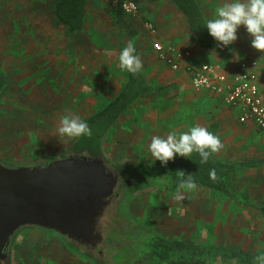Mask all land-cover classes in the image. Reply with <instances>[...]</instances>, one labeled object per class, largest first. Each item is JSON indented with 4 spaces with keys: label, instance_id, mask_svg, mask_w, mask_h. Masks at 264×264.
Returning a JSON list of instances; mask_svg holds the SVG:
<instances>
[{
    "label": "crops",
    "instance_id": "0c3cea01",
    "mask_svg": "<svg viewBox=\"0 0 264 264\" xmlns=\"http://www.w3.org/2000/svg\"><path fill=\"white\" fill-rule=\"evenodd\" d=\"M137 1L140 9L136 16L128 15L121 9L122 16H116L113 12L114 3L109 0H87L84 27L81 31H72L64 23L61 24L56 16L57 0H32L31 11L34 14L30 15V22L45 23L41 33L44 37L53 35L56 46L53 43L54 46L49 47L47 60L53 70H61V76L56 74L57 80L71 75V64L74 63L72 57L75 59L74 69L86 71L87 54L94 56L95 73L91 77L95 78V83L90 92L95 94L93 101H104L105 104L120 93L128 80L129 73L119 67V54L127 46L124 43L130 40L134 42L143 61L141 73L151 89L135 99L104 135L107 136L110 129H119L117 123L123 118L133 120L127 125L130 128L133 126V133H124L137 146L141 156L112 163L121 164V160L130 163H139L137 161L140 159L153 160L148 149L153 136L166 138L173 132L178 135L197 124L208 131L212 129L226 146L216 155L223 161L234 163L235 167L227 176L226 190L208 188L206 207H197L193 212L202 222L192 230L196 238L191 241L253 253V264H259L257 257L264 256V130L252 121L241 122L239 107L225 103L223 94L209 89L196 91L192 86V75L194 68L210 63L218 65V71L230 77L240 70L243 60L254 58L258 61L260 91L264 95V54L257 52L248 56L254 52L244 48L231 50V54L225 57L222 50L221 53L217 52L221 49L218 43L214 48L198 44L186 14L173 0ZM198 2L207 20H210L216 18V9L228 0ZM148 22L153 24L155 32L149 30ZM237 36L252 38L243 25ZM155 40L161 41L164 47L189 50L190 55L181 61L178 69H173L153 48ZM233 52L239 55V60L234 59ZM55 56H61L63 69L57 67ZM76 76L74 84L78 87L86 84V73L82 79L80 74ZM97 82L100 87L105 83L108 88L105 94L96 89ZM77 92L78 96L81 93L84 95L81 88ZM128 145L129 149L133 148ZM102 152L110 160L104 144ZM181 158L177 155L167 166L172 168ZM213 263L240 264L236 260L211 254L207 264Z\"/></svg>",
    "mask_w": 264,
    "mask_h": 264
},
{
    "label": "rangeland",
    "instance_id": "374dc122",
    "mask_svg": "<svg viewBox=\"0 0 264 264\" xmlns=\"http://www.w3.org/2000/svg\"><path fill=\"white\" fill-rule=\"evenodd\" d=\"M32 3V0H0V72L6 78L0 92V159L11 164L49 161L65 155L78 141H90L89 137L82 136L63 144L62 140L66 138L60 137L57 131L60 120L66 115H76L84 120L105 104L104 101H93L95 94L90 92L95 83V78L91 77L95 73L94 56L87 54L86 71L75 70V59L72 57L71 75L56 79V74L61 76V70H53L47 60L49 47L56 46V43L53 35L44 37L41 33L45 23L30 22V15L34 14ZM251 39L243 36L232 45L221 46L217 52L222 50L228 57L231 50L248 48L254 52L248 54L251 56L259 52L252 47ZM61 59V56H55L57 67L63 69ZM85 73L86 84H82L81 80L82 85L78 87L74 84L76 75L80 74L82 79ZM104 84L100 87L97 82L96 89L105 94L108 88ZM79 88L84 95H77ZM132 121L125 117L117 123L122 131L115 128L113 131L110 129L107 136L105 133L102 135L99 143L101 149L104 144L110 158L108 161L141 156L137 146L125 137L124 131L133 133V126H127ZM128 144L133 148L129 149ZM81 146L77 145L75 149ZM124 162L130 163L128 160L120 161ZM137 162L147 171H152L155 180L141 183L130 198L129 215L140 226L135 229V234L140 232L136 246L141 243L146 249V243L153 234L195 240L192 230L202 220L197 219L193 212L197 207H206L208 187L197 185L189 192L173 185L168 181L173 172L167 166L170 161L166 166L159 165V160L140 159ZM177 192L185 195V199H174ZM12 249L14 264H95L93 258L78 251L61 235L38 228L22 229ZM153 263L156 264L142 255L130 264Z\"/></svg>",
    "mask_w": 264,
    "mask_h": 264
},
{
    "label": "water",
    "instance_id": "95a60500",
    "mask_svg": "<svg viewBox=\"0 0 264 264\" xmlns=\"http://www.w3.org/2000/svg\"><path fill=\"white\" fill-rule=\"evenodd\" d=\"M101 137L78 141L70 154L41 163L0 159V264H14L12 247L24 228L52 231L80 244L94 241L106 197L118 180L113 167L124 164H110Z\"/></svg>",
    "mask_w": 264,
    "mask_h": 264
},
{
    "label": "trees",
    "instance_id": "16d2710c",
    "mask_svg": "<svg viewBox=\"0 0 264 264\" xmlns=\"http://www.w3.org/2000/svg\"><path fill=\"white\" fill-rule=\"evenodd\" d=\"M87 0H57L55 13L58 19L72 31H81L85 21V4ZM111 2V0H109ZM186 14L190 30L199 45L205 48H214L216 40L209 34L206 25L207 18L198 0H173ZM112 3V2H111ZM113 4V3H112ZM113 4V12L116 16H122V9ZM6 78L0 72V92L4 88ZM151 86L144 75L129 73L128 80L120 93L102 108L84 118L91 129L90 139L100 138L121 116L127 107L138 97L150 91ZM209 132L214 133L212 129ZM88 137V136H87ZM200 156L193 153L191 158L182 157L172 166L174 174L171 179L173 185L178 183V171H183L185 176L191 174L196 184L226 190V179L235 167L234 163L226 162L214 154L207 163H200ZM216 170L218 179H210L209 173ZM144 248L143 257L147 260L168 264H207L211 254L221 255L227 260H236L240 264H253L255 254L234 250L221 246H207L176 237H167L161 234H153L149 237ZM214 264V263H213Z\"/></svg>",
    "mask_w": 264,
    "mask_h": 264
},
{
    "label": "clouds",
    "instance_id": "9594fccd",
    "mask_svg": "<svg viewBox=\"0 0 264 264\" xmlns=\"http://www.w3.org/2000/svg\"><path fill=\"white\" fill-rule=\"evenodd\" d=\"M243 25L250 36L251 45L254 49L264 54V0H228L216 9V18L206 21L209 34L221 46L232 45L237 39L240 26ZM235 60L239 55L233 52ZM119 67L132 75H138L143 69V61L137 53L133 41L119 54ZM58 134L63 144L82 136L90 137L92 129L90 125L76 115H66L61 118ZM153 161L159 160L166 166L169 161H174L176 156L191 158L193 153L200 156V163L205 164L216 153L226 149L221 139L207 128L197 124L188 131L170 133L167 137L153 136L148 145ZM178 183L180 189L189 192L197 187L192 175L185 176L183 171H178ZM210 179H218L216 170L209 173ZM177 201L184 200L185 195L177 192L174 196ZM259 264H264V256L257 257Z\"/></svg>",
    "mask_w": 264,
    "mask_h": 264
},
{
    "label": "flooded vegetation",
    "instance_id": "af4514ba",
    "mask_svg": "<svg viewBox=\"0 0 264 264\" xmlns=\"http://www.w3.org/2000/svg\"><path fill=\"white\" fill-rule=\"evenodd\" d=\"M88 149L83 153H88ZM68 154L69 151L65 155ZM113 168L118 180L113 192L106 197L107 204L96 224L94 241L80 244L68 240L69 244L75 243L72 246L78 251L93 258L95 264H130L144 253L143 245L135 244L140 237V232L135 234V229L140 226L129 215V204L140 184L154 181L155 175L138 163H125ZM173 174H170L169 181Z\"/></svg>",
    "mask_w": 264,
    "mask_h": 264
},
{
    "label": "built area",
    "instance_id": "2783aa9c",
    "mask_svg": "<svg viewBox=\"0 0 264 264\" xmlns=\"http://www.w3.org/2000/svg\"><path fill=\"white\" fill-rule=\"evenodd\" d=\"M128 15L136 16L139 13L137 0H111ZM147 27L155 32L152 23ZM153 48L158 55L173 69L181 66V61L190 55L189 50H179L173 46L164 47L162 42L155 40ZM258 61L254 58L243 60L240 70L230 77L219 70V66L203 63L193 69L192 86L196 91L209 89L218 94H223L225 103L237 106L240 109L239 120L241 122L252 121L260 129L264 130V95L260 91Z\"/></svg>",
    "mask_w": 264,
    "mask_h": 264
}]
</instances>
